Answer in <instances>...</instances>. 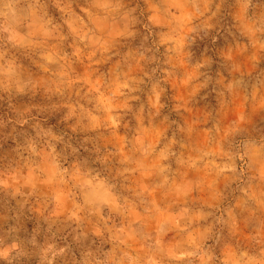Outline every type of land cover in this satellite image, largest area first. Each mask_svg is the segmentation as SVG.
<instances>
[{
	"label": "clouds",
	"instance_id": "1",
	"mask_svg": "<svg viewBox=\"0 0 264 264\" xmlns=\"http://www.w3.org/2000/svg\"><path fill=\"white\" fill-rule=\"evenodd\" d=\"M212 32L230 40L233 65L255 69L225 86L255 117L217 99ZM197 106L194 126L172 118ZM258 109L264 0H0V264H130L129 240L153 264H264ZM116 136L126 152L96 150ZM125 173L140 174L137 190ZM153 193L179 202L166 232L154 210L130 232L87 227L133 197L154 206Z\"/></svg>",
	"mask_w": 264,
	"mask_h": 264
},
{
	"label": "rangeland",
	"instance_id": "2",
	"mask_svg": "<svg viewBox=\"0 0 264 264\" xmlns=\"http://www.w3.org/2000/svg\"><path fill=\"white\" fill-rule=\"evenodd\" d=\"M173 11H176L175 9ZM217 35L215 32H212L207 38H205L204 43L208 45L209 47V55L213 57V59L222 58L224 60V63L221 65V67L224 69V74L220 75L217 79L213 81L215 86L221 91L225 92V86L229 83L233 82V77H238L240 72L250 73L254 72L255 69L252 67L251 64L241 61L239 66L233 65L232 62L228 59L229 51H230V40L226 35H217L216 43H212V36ZM163 51V49H161ZM142 63V62H141ZM139 69L134 66L133 68V74L137 72ZM213 77L217 76V73L215 71V68H213L212 72ZM213 84H210L209 87L211 88ZM171 89V85H169ZM181 93L184 92V89L180 90ZM230 99L232 102L229 105V109L232 113H236L242 106L244 109L249 112L253 117L256 116L255 113L252 112L251 105H243L242 97H236L232 98L227 95L225 92L224 97H220L219 92L217 93V99ZM179 103V102H178ZM183 112V110H181ZM260 113H264V109H258ZM204 112L203 106H197L196 108H189L188 111L183 112V115H177L173 114L172 118L176 120L177 122H180L182 124H186L189 126H194L193 121L197 119V117H200L201 114ZM198 140L202 141L203 137L202 135L199 137H196ZM123 137L122 136H116V137H106L101 138L96 144L95 148L99 152H103L105 156L108 155V152H114L116 150H120L122 152H126L127 148L124 147L121 143ZM107 149V151H105ZM84 156H88L89 153H83ZM119 160V157H116V161ZM129 178L127 181H124L126 184V187L128 190L135 191L138 188V185L140 183L141 177L139 173H125ZM25 176L28 179H31V177H28L27 174ZM5 184L13 183L16 179L15 176L9 177L7 174L3 177ZM179 183V181H178ZM224 180L221 179L219 181L218 186L220 188L224 187ZM146 186V183H145ZM44 191H47L45 189ZM106 195V194H105ZM211 195L210 190L205 191L202 196L204 199H208V197ZM242 195V194H239ZM153 196L156 197L154 201V206H147L146 202L143 200V198L140 197H133L130 201L129 206L126 208L124 215L119 214H112V215H105L104 220L97 223L96 218H93L91 222L87 224V227L89 229L95 228L97 232L101 234V236H107L109 235L108 230L109 229H115V230H123L124 232H130L132 230L137 229L140 227V221L137 219V217H142L146 211H155L159 216L162 218V222L159 224V231L160 232H166L168 223H176L178 221V213L181 211V208L179 206V202H171L170 200L167 201V206L165 202H162L165 200L164 197L160 196L159 193H153ZM63 199L61 194H57L56 196V203L58 204ZM151 199V197H149ZM35 201V197L33 198V203ZM36 207H39V205H36ZM47 214V212L45 213ZM89 235L91 236L92 233L90 232ZM171 236V233H168L165 236V239H169ZM95 238V237H94ZM128 243L131 245V248L128 249L130 253V264H135V256L137 252H140L141 249V243L138 240H129ZM110 247V245H105V249L107 250ZM140 255L142 257L140 264H153V262L156 260L155 257H148L143 254V252H140Z\"/></svg>",
	"mask_w": 264,
	"mask_h": 264
}]
</instances>
